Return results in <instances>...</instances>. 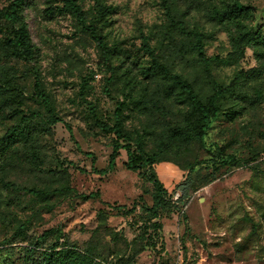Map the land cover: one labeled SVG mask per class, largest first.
I'll use <instances>...</instances> for the list:
<instances>
[{
	"label": "rangeland",
	"instance_id": "rangeland-1",
	"mask_svg": "<svg viewBox=\"0 0 264 264\" xmlns=\"http://www.w3.org/2000/svg\"><path fill=\"white\" fill-rule=\"evenodd\" d=\"M11 1L0 0V9ZM176 1L188 11V27L205 34L206 55L224 60L208 73L188 51L187 41L169 27L160 0H101L112 8L98 27L107 54L76 30L69 16L46 14L44 0H26L22 16L36 54L23 61L0 51V66L14 77L35 140L0 155V264H22L29 243L52 228L100 264H264V43L256 53L249 46L232 60L230 32L207 19L203 4L208 0H194L191 7V0ZM240 3L253 9L247 24L263 39L264 0ZM82 5L89 14L97 9L94 0ZM145 37L169 71L201 98L213 88L224 96L221 115L202 146L194 144L153 164L170 193L185 179L188 164L203 162L191 174L186 204L168 203L156 217L149 210L154 190L144 178L145 168L128 170L127 156L119 151L114 168L108 169L112 139L98 131L88 112L91 107L110 124L116 106L129 105L124 99L132 91L134 102L123 112L124 131L151 132L182 122L185 108L174 93L166 96L159 84L140 74L150 66L141 52L134 60ZM35 82L49 96L60 123L46 124ZM5 115L0 113V138L18 123ZM26 152L35 155L42 173L30 170ZM101 170L106 174L97 173ZM3 183L49 191L63 186L65 191L33 203L22 192L8 193ZM90 193L97 197H79ZM15 218L29 220L16 234Z\"/></svg>",
	"mask_w": 264,
	"mask_h": 264
},
{
	"label": "trees",
	"instance_id": "trees-1",
	"mask_svg": "<svg viewBox=\"0 0 264 264\" xmlns=\"http://www.w3.org/2000/svg\"><path fill=\"white\" fill-rule=\"evenodd\" d=\"M46 5V14H58L69 16L74 22L76 30L84 33L96 44V46L107 54L109 52L104 38L98 27L100 23L106 22V18L111 14L112 8L100 3L101 0H94L97 6L93 14L83 9V0H44ZM194 0H191V7ZM26 0H12L4 9H0V36L3 40L0 42V51L4 57H14L23 61H30L36 54V49L30 39V34L22 16ZM164 17L167 19L169 27L177 33L178 36L187 41L188 51L193 53L197 63L200 64L204 73H208L211 65L217 62H223L222 58L208 57L205 52V34L195 28L188 27L186 17L188 11L181 10L176 0H160ZM203 5L207 6V19L210 22H216L228 28L230 32L231 49L228 57L232 60L242 56L243 50L254 49L264 38L255 37L248 26V22L253 17V9L243 6L240 0H208ZM149 57L150 66L142 68L140 74L144 79H151L154 84L161 86L162 92L166 96L174 93L176 100L183 105L185 112L181 123L161 130L142 133H130L124 131L123 112L134 102L132 91L125 97V101L116 106L112 114V122L106 123L95 115L91 107L88 112L91 115L93 125L98 131L112 139V153L108 160V169L115 166V158L119 151H124L127 156L126 167L128 170L137 172L145 168L144 178L153 186L152 206L149 209L153 217L162 207L168 203L173 205H185L189 198L188 190L191 184V174L196 167L203 165L201 161H194L187 165L188 173L185 179L177 184L170 193H167L161 183L152 171V166L157 161L165 158L169 154H175L180 150H186L194 144L202 146L207 132L212 122L221 115L220 101L224 99L223 90L213 88L210 96L203 99L194 87L188 83L182 76L174 74L162 63L154 48L149 44V38H143L137 52L134 53V60L139 59V53ZM34 94L40 100L47 112L46 124L55 125L61 120L57 118L54 109L51 106L49 96L42 90L41 86L35 82ZM23 100L17 91L14 83V77L5 68L0 66V113L6 112L8 120H18L17 125L8 129L0 138V155L3 153L17 152L19 146H30L35 140L31 124V118H26L23 111ZM228 119L232 115H226ZM70 130V129H69ZM27 153V152H26ZM25 153V155H26ZM27 163L33 172L42 173L38 166L37 158L32 152L27 153ZM98 174H106L101 170ZM54 175V174H53ZM61 175L63 173L61 172ZM57 181V179H55ZM6 191L22 192L34 199H46L51 195H61L65 188L53 189L52 191L34 188H23L13 184L3 183ZM82 200L93 199L97 194H80ZM41 209L43 205H38ZM16 226L14 233H20L29 220L21 221L14 219ZM63 235L56 229H49L36 236L33 242L25 248V256L22 264H100L87 252H79L75 247L69 246L63 239Z\"/></svg>",
	"mask_w": 264,
	"mask_h": 264
}]
</instances>
